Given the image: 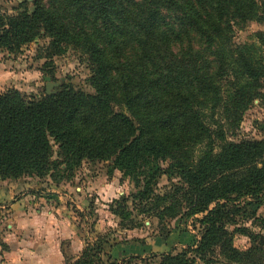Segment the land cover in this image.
Here are the masks:
<instances>
[{
  "label": "trees",
  "instance_id": "16d2710c",
  "mask_svg": "<svg viewBox=\"0 0 264 264\" xmlns=\"http://www.w3.org/2000/svg\"><path fill=\"white\" fill-rule=\"evenodd\" d=\"M51 4L32 0L30 12L0 16V47L18 50L43 35L53 54L80 48L90 62L92 92L68 85L39 99H27L16 89L0 92V179H56L84 159L112 160L113 168L136 183L131 197L145 202L159 176L177 175L186 215L202 214L197 220L203 230L194 246L152 253L158 264H217L207 259L217 248L230 263L253 264L258 248L252 242L246 251L237 250L226 224L236 198L263 201L264 138L226 141L206 109L218 97L214 80L224 69L230 22L264 21V0ZM206 57L217 62V76ZM240 57V77L257 81L263 72L248 56ZM240 92V99L250 101L244 88ZM174 208L163 206L172 220L178 218ZM97 248L92 243L66 264H112Z\"/></svg>",
  "mask_w": 264,
  "mask_h": 264
},
{
  "label": "rangeland",
  "instance_id": "374dc122",
  "mask_svg": "<svg viewBox=\"0 0 264 264\" xmlns=\"http://www.w3.org/2000/svg\"><path fill=\"white\" fill-rule=\"evenodd\" d=\"M256 1L260 3L261 0ZM43 2L47 6L52 5V0ZM31 7L32 0H0V16L6 20V17L25 10L30 12ZM234 20L230 22L232 32L226 43L224 69H220L221 77L214 80L219 89L218 97L214 99V107L208 105L210 109L206 110L219 122L226 141L261 139L264 138V70H261L264 67V41L261 42L258 36L262 34L264 40V21ZM242 55L248 56L259 72H263L257 81H245L240 77ZM206 60V66L217 76L215 59L206 57ZM90 74V62L85 52L68 46L61 54H53L49 39L43 35L18 50L0 47V92L16 89L27 99H39L68 85L76 91L91 93ZM240 88L252 96L250 101L245 99L247 96L240 99ZM193 151L197 155L199 147ZM150 168H154L153 164ZM59 174L61 177L56 179L48 175H23L13 180L0 179V182L21 184L22 191L43 199L54 198L52 194L57 191L68 193L69 199L63 196V202L78 218L81 232L89 233L83 248L96 244L103 260L108 263L158 264L159 258L152 253L180 252L186 244L193 242L194 246L203 230L197 220L202 214L186 215L184 196L177 190L183 183L177 175L171 178L159 176L151 199L144 202L131 197L137 190L136 183L113 168L112 160L84 159L72 172ZM76 200L78 204H84L83 211L75 209ZM163 206H174L177 212L174 214L178 218L172 220V215H165ZM233 206L226 224L233 247L244 252L253 242L259 250L253 264H264V197L260 203L253 202L249 197L236 198ZM120 208L123 213L119 216L114 211ZM207 259L217 264H238L228 262L218 253V248ZM196 264L203 263L197 260Z\"/></svg>",
  "mask_w": 264,
  "mask_h": 264
},
{
  "label": "crops",
  "instance_id": "0c3cea01",
  "mask_svg": "<svg viewBox=\"0 0 264 264\" xmlns=\"http://www.w3.org/2000/svg\"><path fill=\"white\" fill-rule=\"evenodd\" d=\"M67 194L43 199L22 191L21 184L0 182V264H66L79 256L89 233L81 232L63 202ZM74 204L83 211L84 204Z\"/></svg>",
  "mask_w": 264,
  "mask_h": 264
}]
</instances>
